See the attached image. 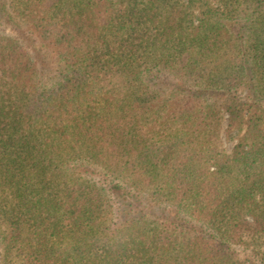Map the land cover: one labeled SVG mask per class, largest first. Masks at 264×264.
I'll return each instance as SVG.
<instances>
[{"label": "trees", "instance_id": "1", "mask_svg": "<svg viewBox=\"0 0 264 264\" xmlns=\"http://www.w3.org/2000/svg\"><path fill=\"white\" fill-rule=\"evenodd\" d=\"M0 264H264V0H0Z\"/></svg>", "mask_w": 264, "mask_h": 264}, {"label": "rangeland", "instance_id": "2", "mask_svg": "<svg viewBox=\"0 0 264 264\" xmlns=\"http://www.w3.org/2000/svg\"><path fill=\"white\" fill-rule=\"evenodd\" d=\"M243 96H244V93L240 95V98H242ZM232 145H233V142L228 143V142L223 140L221 148H222V150L229 152L231 150ZM236 251L239 253L240 256L244 255V253H242V250L240 248L236 249Z\"/></svg>", "mask_w": 264, "mask_h": 264}]
</instances>
